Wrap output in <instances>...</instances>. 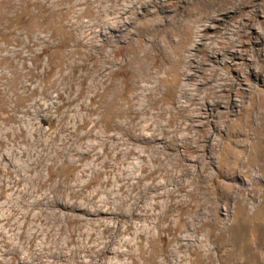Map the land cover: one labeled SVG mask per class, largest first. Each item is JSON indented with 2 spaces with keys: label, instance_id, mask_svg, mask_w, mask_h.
<instances>
[{
  "label": "rangeland",
  "instance_id": "obj_1",
  "mask_svg": "<svg viewBox=\"0 0 264 264\" xmlns=\"http://www.w3.org/2000/svg\"><path fill=\"white\" fill-rule=\"evenodd\" d=\"M0 264H264V0H0Z\"/></svg>",
  "mask_w": 264,
  "mask_h": 264
}]
</instances>
